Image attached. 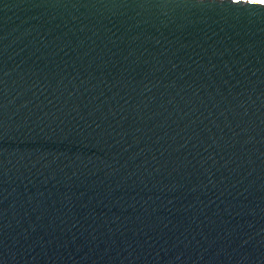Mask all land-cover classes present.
<instances>
[{"label":"water","instance_id":"obj_1","mask_svg":"<svg viewBox=\"0 0 264 264\" xmlns=\"http://www.w3.org/2000/svg\"><path fill=\"white\" fill-rule=\"evenodd\" d=\"M0 264H264V4L0 0Z\"/></svg>","mask_w":264,"mask_h":264},{"label":"snow or ice","instance_id":"obj_2","mask_svg":"<svg viewBox=\"0 0 264 264\" xmlns=\"http://www.w3.org/2000/svg\"><path fill=\"white\" fill-rule=\"evenodd\" d=\"M259 2H260L261 4H264V0H259Z\"/></svg>","mask_w":264,"mask_h":264}]
</instances>
